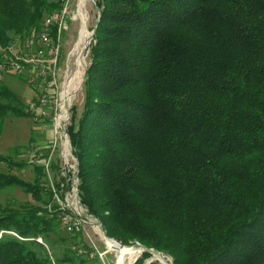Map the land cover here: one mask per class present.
Instances as JSON below:
<instances>
[{
	"label": "trees",
	"instance_id": "16d2710c",
	"mask_svg": "<svg viewBox=\"0 0 264 264\" xmlns=\"http://www.w3.org/2000/svg\"><path fill=\"white\" fill-rule=\"evenodd\" d=\"M95 1L84 104L67 128L88 215L173 264H264V0ZM64 6L0 0V65ZM23 107L0 80V137L6 119L34 117ZM1 163L0 195L30 199L0 202V264H53L44 244L67 212L55 190L72 175L48 189Z\"/></svg>",
	"mask_w": 264,
	"mask_h": 264
},
{
	"label": "rangeland",
	"instance_id": "374dc122",
	"mask_svg": "<svg viewBox=\"0 0 264 264\" xmlns=\"http://www.w3.org/2000/svg\"><path fill=\"white\" fill-rule=\"evenodd\" d=\"M95 4L94 0H65L61 16L49 17L53 19L54 25L57 24L56 31L52 35L54 44L59 48L55 72L47 71L48 64L42 67L41 62L36 66L26 65L22 72H16L13 69L12 65L17 57L25 58L26 55L27 58L34 57V52L26 47L29 37L23 41H14L9 50L13 60H8L10 62L8 66L0 65L2 83L18 95L25 110L34 113V117H10L4 121L0 137V156L10 158L15 163H23L24 167L13 168L11 172L26 181L34 182L39 179L48 189L52 187L56 174L65 178L71 175L73 177V171L77 165L71 141L63 133L65 130L58 126L62 124L63 127L68 113V117L71 118L72 107L77 106L81 110L84 104L83 84L91 61L90 46L99 21V12ZM48 32L50 35L53 33L51 29H48ZM82 32L85 33L86 39L80 43ZM0 51L5 52L2 48ZM51 58L48 54L42 61L48 62ZM43 68L47 79L42 78L45 77L41 74ZM61 93H63L62 97ZM68 95H71L72 99L67 101ZM44 99L48 100V104H42ZM57 161L59 171L55 172L51 165ZM8 169L5 163L0 164L1 171ZM59 190L58 192L55 190V193L66 203L64 200L69 191L64 186ZM62 195H65L64 199L61 198ZM29 199L20 189L14 187L3 191L0 195V202L3 205H20L28 202ZM69 203L70 207L67 208L66 213L75 215L76 210L72 206L71 198ZM78 211L83 212L84 215L87 214L84 206ZM84 218L88 222L86 232L69 234L66 230L63 231L64 226H62L60 233L52 235L48 238L49 242L44 244L54 264H62L70 257H74L73 264H80L83 260L82 264H118L120 252L110 247L107 238L121 247L132 250L141 249L133 256H126L123 264H139L142 260L143 263L140 264H173L172 258L167 255L151 253V256L145 257L147 251L138 246L139 242L124 244L110 238L100 221L88 214ZM9 234L16 235L13 232ZM75 235L80 237L75 239ZM80 249L82 254L79 253ZM64 264L71 263L69 261Z\"/></svg>",
	"mask_w": 264,
	"mask_h": 264
},
{
	"label": "built area",
	"instance_id": "2783aa9c",
	"mask_svg": "<svg viewBox=\"0 0 264 264\" xmlns=\"http://www.w3.org/2000/svg\"><path fill=\"white\" fill-rule=\"evenodd\" d=\"M65 12L66 11H64V13ZM53 22L54 21L52 18L48 19L45 22V30L39 36L31 37L27 41L26 47L28 50L34 52V54H33L34 57L27 58V55L25 58H18L17 57L16 61L12 65L13 69L16 72H22L25 69L26 65H35L36 66V64H39V62H41V64L43 65V66L41 65L42 67H44L45 64H48V65H46L47 71H50L52 73L55 72V70H56L55 67L57 65V61H58V57H59V48L57 47V45L54 44L52 36L48 32V29L54 24ZM48 54L51 55L52 58L48 62H46V61L43 62L42 60ZM37 66H39V65H37ZM52 66H54V68H52ZM41 74L45 76L44 68H43ZM42 78L47 79L46 76L42 77ZM43 103L48 104V100L47 99L42 100V104ZM70 119L71 118L68 117V114H67V119L64 120L63 127H62V124L58 126V127H61L62 129L65 130L63 133L65 134L66 138L69 137L68 133H67V128L70 124ZM74 171H73V177L71 179V189L66 194V197L64 200V201H66V203L63 202V200L59 199V196L57 193L55 194V199L57 200V202L59 203V205L63 209L68 210L67 208L70 207L69 199L71 198V200L73 201L72 206L75 207L76 213H75V215H69V213H65L62 217V221L64 222L66 231L69 234H80L82 232H86L85 228H86L88 222L84 217L88 213L86 215H84L83 212L79 213V211H78V209H82L83 205L81 203V199H80V195H79V189H78L77 166H75ZM79 253L82 254L81 249L79 250Z\"/></svg>",
	"mask_w": 264,
	"mask_h": 264
},
{
	"label": "bare ground",
	"instance_id": "6f19581e",
	"mask_svg": "<svg viewBox=\"0 0 264 264\" xmlns=\"http://www.w3.org/2000/svg\"><path fill=\"white\" fill-rule=\"evenodd\" d=\"M83 13V12H82ZM82 16V15H81ZM84 16V15H83ZM81 18V17H80ZM85 18V17H84ZM83 20V19H82ZM86 39V36H85V33L82 32L81 34V41L80 43L83 42V40ZM85 47V46H84ZM84 54V53H83ZM83 57V56H82ZM74 58V57H73ZM87 61V60H86ZM74 69V68H73ZM75 72V71H74ZM81 72V71H80ZM79 75V74H78ZM81 75V74H80ZM64 88V87H63ZM62 94L61 93V97H62ZM67 95V93H66ZM76 96V95H75ZM72 99L71 98V95L69 96H66V100H70ZM62 100V99H61ZM69 112V111H68ZM69 114V113H68ZM77 170H78V162H77ZM78 178V177H77ZM108 244L110 245L111 248L113 249H116V250H119L120 252V256H119V259H118V264H123L124 263V259L126 258V256H133L136 254V252H140L141 249H138V250H132V249H129V248H126V247H121L119 244H117L116 242L112 241L111 239H106ZM139 247L142 248V245L137 243Z\"/></svg>",
	"mask_w": 264,
	"mask_h": 264
},
{
	"label": "water",
	"instance_id": "95a60500",
	"mask_svg": "<svg viewBox=\"0 0 264 264\" xmlns=\"http://www.w3.org/2000/svg\"><path fill=\"white\" fill-rule=\"evenodd\" d=\"M94 2L96 3L95 0H94ZM96 27H97V25H96ZM142 248H143L145 251H148V252H150V253H156V254H158V255H160V256L163 255V254H161V253H159V252H155L153 249H148V248H146V247H144V246H142Z\"/></svg>",
	"mask_w": 264,
	"mask_h": 264
}]
</instances>
